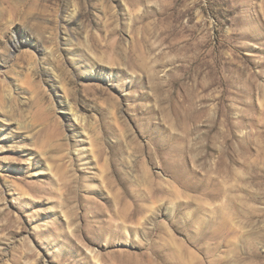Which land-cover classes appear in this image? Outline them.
Returning a JSON list of instances; mask_svg holds the SVG:
<instances>
[{
    "label": "rangeland",
    "instance_id": "rangeland-1",
    "mask_svg": "<svg viewBox=\"0 0 264 264\" xmlns=\"http://www.w3.org/2000/svg\"><path fill=\"white\" fill-rule=\"evenodd\" d=\"M0 264H264V0H0Z\"/></svg>",
    "mask_w": 264,
    "mask_h": 264
}]
</instances>
